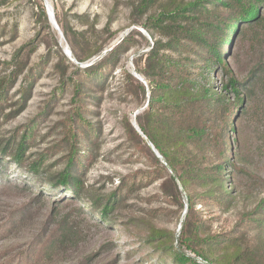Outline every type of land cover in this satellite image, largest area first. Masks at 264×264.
<instances>
[{
  "label": "rangeland",
  "instance_id": "rangeland-1",
  "mask_svg": "<svg viewBox=\"0 0 264 264\" xmlns=\"http://www.w3.org/2000/svg\"><path fill=\"white\" fill-rule=\"evenodd\" d=\"M195 1L0 0V264H173L157 243L207 264L183 236L188 193L203 195L205 189L191 180L188 191L173 179L142 130L152 122L147 113L155 84L146 75L148 58L157 41H167L155 26L164 10ZM73 49L86 60L80 62ZM227 58L244 84L243 95L245 88L252 89L254 107L264 111V82L251 84L264 76V41L240 45L233 39ZM111 59L110 73H89ZM209 74L221 92L228 76L219 67L217 77L212 69ZM78 84L84 86L81 95ZM252 114L242 117L231 139L236 165L256 179L231 169L230 182H223L224 189L234 185L229 207L203 201L196 206L205 224L191 246L214 263H233L235 252L245 261L264 262V232L254 230L235 247L225 246L227 254L205 243L232 232L240 215L264 199V137ZM83 126L96 129L94 160L87 168L91 156L85 150L92 147L83 142L80 156L87 162L76 171L69 156L73 135ZM227 137L225 132V154ZM23 142L18 163L16 150ZM35 163L42 165L36 174L31 171ZM69 168L81 175L83 190L77 196L61 182ZM127 182L131 190L124 187ZM116 194L118 205L104 219ZM154 232L156 247H151Z\"/></svg>",
  "mask_w": 264,
  "mask_h": 264
},
{
  "label": "trees",
  "instance_id": "trees-1",
  "mask_svg": "<svg viewBox=\"0 0 264 264\" xmlns=\"http://www.w3.org/2000/svg\"><path fill=\"white\" fill-rule=\"evenodd\" d=\"M159 23L160 25L155 27L167 41H157L148 58L146 75L153 79L155 86L147 113L152 122L142 130L174 172L173 179H178L188 191L191 180L205 189L203 195L188 193V216L183 226L184 243L207 264H217L218 261L212 262L206 254L199 253L191 246L196 243L205 224L198 215L196 206L199 201H203L205 205L229 207L233 201L234 185H228L224 189L223 182L224 180L230 182L226 174H230L231 169L240 171L250 179H256L250 170L236 165L237 158L231 136L238 131L242 117L252 112L256 128L263 138L264 111L263 107H254V102L251 101L252 89L245 88L247 93L243 95L244 84H240L236 79L227 57L233 39L240 45L246 44V41L252 43L264 41V0H198L171 11L164 10ZM165 52L177 55L178 59L167 56ZM73 53L80 62L86 60L80 57L75 49ZM114 62L111 59L96 71L89 73L98 75L102 69H107L106 74L110 73ZM217 67L221 68L229 79L221 92H217L210 81L209 70L212 69L216 76ZM87 72L83 73L89 78L90 74ZM258 79L264 82L263 76L257 77L251 84L258 83ZM82 85H77V95H81V88L84 87ZM244 104L245 109L240 111ZM253 108L257 110L253 111ZM238 113L239 117L236 116ZM87 125L90 127L89 123ZM89 127L83 126L80 134L73 135L69 167L76 171L77 167L87 162L80 156L83 142L87 147H92L85 150L90 156L95 149L96 138L92 135L96 129ZM225 132L228 135L227 154L223 148ZM81 137L85 140L83 141ZM25 147L23 142L16 150L15 161L18 163L24 157ZM3 153L6 155L7 150ZM216 159L219 161L215 165ZM90 160L89 164L87 162V168L94 160L92 156ZM156 160L160 163L159 158ZM41 166L35 163L31 168L32 173H38ZM70 168L63 173L61 182L71 187L69 190L71 195L77 196L83 190L81 175L75 172L77 174L74 176ZM220 169L223 172H220ZM143 178L139 180V185ZM153 179L149 178L148 181ZM139 182L136 180L133 183L137 187ZM129 185L127 182L124 187L127 188ZM132 188L128 187V190ZM114 197V201L109 199L105 207L104 219L109 215L107 212L112 211L119 202V196L116 194ZM254 230L264 232V199L255 208L240 215L232 232L212 236L205 243L212 249L222 247L221 250L227 254L228 247H235ZM156 240L154 232L149 238L151 247H156ZM157 247L164 249L165 252L169 251L167 260L173 264H204L183 251L173 248L169 250L158 243ZM245 260L241 253L235 252L231 264H264L257 263L253 258L249 259L250 261Z\"/></svg>",
  "mask_w": 264,
  "mask_h": 264
},
{
  "label": "water",
  "instance_id": "water-1",
  "mask_svg": "<svg viewBox=\"0 0 264 264\" xmlns=\"http://www.w3.org/2000/svg\"><path fill=\"white\" fill-rule=\"evenodd\" d=\"M153 145V144H152ZM154 146V145H153ZM155 147V146H154ZM160 154V153H159Z\"/></svg>",
  "mask_w": 264,
  "mask_h": 264
}]
</instances>
